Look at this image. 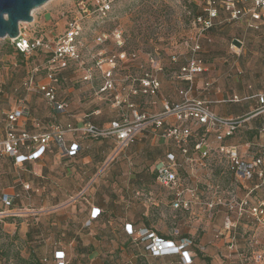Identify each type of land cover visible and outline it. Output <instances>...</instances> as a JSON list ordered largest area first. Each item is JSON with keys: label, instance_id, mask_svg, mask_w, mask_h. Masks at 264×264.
<instances>
[{"label": "rangeland", "instance_id": "374dc122", "mask_svg": "<svg viewBox=\"0 0 264 264\" xmlns=\"http://www.w3.org/2000/svg\"><path fill=\"white\" fill-rule=\"evenodd\" d=\"M93 1L50 0L35 9L33 22L21 23L20 31L30 42L43 40L44 46L28 55L12 40L0 39V140L6 135L7 114L17 109L29 113L19 129L51 132L56 126L66 130L83 122L103 126L123 117L131 120L134 111L160 117L166 103L183 101L182 92L205 101L219 117L236 119L238 129L222 141L214 130L206 132L210 152L204 158L192 149L184 156L163 128L152 126L122 152L111 143L85 139L80 159L57 163L56 149L47 156L42 177L36 165H15L0 157V197L14 188L25 201L23 182L40 190L31 196L46 199L48 209L62 211L57 217L64 220L63 246L72 243L74 255L86 236L94 244L93 252L74 264H136L137 259L145 264H183L177 257L147 255L123 233L126 220L158 235L188 239L192 264H264V219L253 212L254 207L264 208V181L236 176L227 156L233 149L245 161H264V105L259 101L264 95V20H255L249 5L233 18L223 0H216L218 14L209 29L195 24L197 18L208 17L205 0H114L107 16L84 15L80 4ZM76 18L83 24L79 58L60 68L53 51ZM194 58L202 61L204 70L185 80L181 68ZM152 81L159 84L154 93ZM43 84L65 104L63 112H56L41 90ZM166 123L177 121L171 117ZM192 130L194 140L202 136L203 128L195 125ZM167 150L178 156L180 190L190 201L188 210L175 208L174 191L151 180L150 168ZM138 190L150 197L138 196ZM91 205L107 213L88 225L78 210ZM5 234L0 251L12 243V255L2 257L0 264H14L16 255H24L14 243L21 238L11 231ZM76 236L82 241L77 243ZM43 263L54 264L51 258Z\"/></svg>", "mask_w": 264, "mask_h": 264}, {"label": "built area", "instance_id": "2783aa9c", "mask_svg": "<svg viewBox=\"0 0 264 264\" xmlns=\"http://www.w3.org/2000/svg\"><path fill=\"white\" fill-rule=\"evenodd\" d=\"M114 0H94L92 4L81 3V11L84 15L98 13L101 16H107L111 11V5ZM207 3V18L199 17L195 24L202 25L204 29L213 26L212 20L218 14L216 0H205ZM244 7H237L236 4ZM251 13L255 20H264V0H223L222 6L232 17H238L246 11ZM83 31L82 18H76L70 21L65 30L63 37L56 43L53 51V61L59 63L60 68H65L69 60H77L79 58L78 44L79 38ZM15 48L23 55H28L40 47L44 46L43 40H35L30 42L25 39L20 31V36L12 40ZM199 47L194 49L198 50ZM204 70L203 63L200 59H191L188 64L181 68V75L185 80L191 78ZM53 76L50 75V79ZM151 84V83H150ZM158 83L152 81V92L154 93L158 87ZM41 90L45 96L54 104L56 112H63L65 104L56 101L54 89L49 84H43ZM183 101L181 103H166L163 116L153 117L144 113L134 111L131 120L126 117L123 119L112 121L106 127H99L93 123H85L82 126H69L64 130L61 126L54 127L51 132H30L25 129H19L17 125L24 120L29 113L25 109H17L7 114L6 119V135L0 140V157H7L14 160L15 165L23 166L28 162L40 160L46 153L52 142H54L60 150L62 157H76L80 151L79 144L68 142L65 140V132L80 134L93 139H114L119 152H122L129 145L133 144L140 133L149 126L155 128H163L165 136L171 138L179 147L184 156H188L190 150H196L201 156L207 157L210 149L206 143V132L214 130L217 138L222 141L224 138L233 135L239 126L236 119H228L219 117L209 110L205 101L193 100L188 97V92H182ZM260 104L264 105V95L259 96ZM264 111V110H263ZM173 117L177 123L169 125L167 120ZM203 128L202 136L195 138L193 135V126ZM222 130H225L222 133ZM221 152L225 148H220ZM118 152V153H119ZM228 163L230 170L241 179L252 180L256 176L264 181V161L263 157H257L252 161H245L236 150L227 151ZM187 161H193L187 158ZM179 160L175 154L170 153L164 159L159 160L154 171L156 182L159 186L174 191L173 198L175 208L182 207L189 209L190 201L184 197L181 180L178 176ZM25 189H30L25 186ZM253 192V190H251ZM138 195H142L138 193ZM18 199V195L4 191L1 194L0 202L3 210L0 212L1 217H15L20 213L14 212L13 207ZM210 208L213 205H209ZM254 214L259 220L264 219V208L254 207ZM101 215V210L94 208L91 219H96ZM125 232L135 241H139L145 247V250L153 257H180L183 264L193 263V253L190 250L191 241L188 239L176 240L173 237H164L158 235L155 231L142 228L136 230L133 224H125ZM55 264H69V259L63 250H58L54 257Z\"/></svg>", "mask_w": 264, "mask_h": 264}, {"label": "crops", "instance_id": "0c3cea01", "mask_svg": "<svg viewBox=\"0 0 264 264\" xmlns=\"http://www.w3.org/2000/svg\"><path fill=\"white\" fill-rule=\"evenodd\" d=\"M117 120H119V119H117ZM112 121H115V120H112ZM112 121L108 122L107 124H105L103 126H99V125H97V126L106 127ZM87 123H91V122H87ZM84 124L85 123L83 122L77 126H82ZM25 130H27V129H25ZM64 137H65V140L68 142H75V143L79 144L80 151L76 157H71V158L70 157H62L61 153L59 152V156H58L59 160L57 161V159H55L57 163L61 162V160L71 161V160L80 159L81 155L84 151V142H85L84 140L85 139H91V140H97V141H101V142L111 143V145L116 146V142L114 139H93L90 137L82 136L80 134H73V133L68 132V131L65 132ZM56 149H58V151H59V147L54 142H52L50 144L48 150H47V153L40 160L35 161V162H28L24 165L29 166V167L31 165H36L38 170H39V174L42 177L41 173H42L43 166L45 165V161L47 160V156L50 153H53L54 150H56ZM170 153L175 154L174 152H171V151L169 152L168 150L166 151V153H165V151L163 152V154H165V157ZM87 157L90 158V156H87ZM177 158H178V156H177ZM11 161L14 163L13 159H11ZM158 161H156L154 163V165L150 168L151 180L157 186H158V184L156 182V175H155V171H154V166ZM87 163H89V161H87ZM25 186H29L30 189H28V190L25 189ZM23 189H24L23 197L25 198L26 202L21 200L20 194L17 193L14 188H10L9 190H7V192H12V193L18 195V199L16 200V202L14 204L13 211L20 213V215L15 216V217H7L8 219L12 218L14 220L13 222H8V223L3 221V219H5L6 217L0 216V223L3 227V231H5V232L11 231L14 234L16 233L17 236L19 234V236L21 238L20 243L18 241H14V243L16 244V250H22V251L24 250V255H22V256L25 258H28L31 253H34L35 255L40 257L42 260L47 261V259H50V258L53 259V255H54V252L56 250L63 249L66 251L67 255L69 256V258H68L69 260H71V258L74 257V259H72L70 261V264H74L76 262L77 258H81L85 255L88 256L89 255L88 254L89 253V247L92 248V246H94L93 242L89 241V237L86 236V240L84 241L83 245L80 246L75 251L74 255H72L71 254V248H70L72 246V243H70V245H69L70 247L69 246L65 247V246H63V243H62L63 231L61 230V228H63L64 220L57 217V215L59 214L58 212H62V211L56 210L58 208H53V207L51 209L50 208L48 209L46 207L47 206L46 199L40 200V199H37L36 197L33 198L31 196V193H36V192L39 193L40 190H38V189L35 190L34 187L31 186V184L29 182H25V183L23 182ZM138 193H141L142 195L146 194L149 197L151 194V193L146 192V191L144 192V190H138L137 195H138ZM42 202H43V204L41 205ZM2 208H3V206H2ZM94 208L100 209L102 216L105 213H107L101 206H97V205H91L90 209L83 207L82 209L78 210L79 215H82V217L87 218V224L88 225H90L92 222H94V220L91 219V214H92ZM71 210H72V212H77L76 209H74V208ZM17 218H23V219H17ZM18 221H19V224L17 225L16 222H18ZM87 224H83V226L87 225ZM125 224H133L134 228L136 230H139L142 228H147V229L149 228L150 230H153L152 228L146 227V226L139 227L138 224L134 223L133 221L126 220L123 224V227H122L123 233L125 235H126V232L124 229ZM82 227L77 228L79 233L82 231ZM48 232L52 233V234H50L51 236H48ZM74 239H75V241H77V243L82 241V238L78 237V236H76ZM40 243H44V245H42L41 248L38 245ZM1 247L4 248L2 245H1ZM1 251H0V253H1ZM1 259L2 258H1V254H0V260Z\"/></svg>", "mask_w": 264, "mask_h": 264}, {"label": "water", "instance_id": "95a60500", "mask_svg": "<svg viewBox=\"0 0 264 264\" xmlns=\"http://www.w3.org/2000/svg\"><path fill=\"white\" fill-rule=\"evenodd\" d=\"M50 0H0V39H17L20 24L33 22V11Z\"/></svg>", "mask_w": 264, "mask_h": 264}, {"label": "trees", "instance_id": "16d2710c", "mask_svg": "<svg viewBox=\"0 0 264 264\" xmlns=\"http://www.w3.org/2000/svg\"><path fill=\"white\" fill-rule=\"evenodd\" d=\"M102 217V215H100L98 218H96V219H94V221H98L100 218ZM124 227H125V225H124ZM149 229V228H148ZM127 235V234H126ZM2 236H6V234H5V232L3 231V227H2V225H1V223H0V238L2 237ZM161 236H163V235H161ZM127 237H129L130 239H131V241L132 242H134V243H136V244H139V245H141V246H143V249H144V251L147 253V255H149V256H151V257H153L152 255H150V253H148L146 250H145V247H144V245L142 244V243H140L139 241H135L132 237H130L129 235H127ZM165 237V236H164ZM3 246V245H2ZM8 246V245H7ZM12 243H11V246L10 247H7L6 249H3L2 251H1V258L2 257H4L5 259H11V251H12ZM59 250H63V249H59ZM58 250H56L55 252H54V255H53V262H54V264H55V261H54V257H55V253L57 252ZM63 251H65V250H63ZM93 252V249L92 248H90L89 249V253L88 254H91ZM65 253H66V251H65ZM66 255H67V253H66ZM67 257L69 258V256L67 255ZM175 257H177V256H175ZM153 258H160V257H153ZM178 259H180V257H177ZM3 259V258H2ZM15 259H16V262L14 263V264H44L43 263V261L44 260H42L40 257H38L37 255H35L34 253H31L30 254V256L28 257V258H25V257H23V256H19V255H16L15 256ZM208 261L210 260V259H207ZM69 264H70V261H69ZM105 264H110L109 262H106ZM136 264H145L143 261H142V259H137L136 260Z\"/></svg>", "mask_w": 264, "mask_h": 264}]
</instances>
